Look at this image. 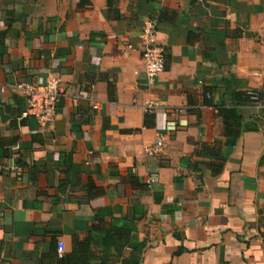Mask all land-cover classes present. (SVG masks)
Returning <instances> with one entry per match:
<instances>
[{"label":"crops","instance_id":"crops-1","mask_svg":"<svg viewBox=\"0 0 264 264\" xmlns=\"http://www.w3.org/2000/svg\"><path fill=\"white\" fill-rule=\"evenodd\" d=\"M50 78L41 129L14 86ZM226 85L264 93V0H0V264H264V105L213 175Z\"/></svg>","mask_w":264,"mask_h":264},{"label":"built area","instance_id":"built-area-1","mask_svg":"<svg viewBox=\"0 0 264 264\" xmlns=\"http://www.w3.org/2000/svg\"><path fill=\"white\" fill-rule=\"evenodd\" d=\"M140 52L146 80L149 84H152L165 70V51L157 41L154 21H146L143 25L140 35ZM14 89L26 98L27 110L23 116L36 118L41 129L52 123L63 93L58 78H50L44 85L21 83L14 86ZM79 95L83 99L88 98L86 92H81ZM252 99L257 100V94H252ZM157 107L156 103L147 101L143 105V110L147 114H153ZM180 113L181 110H174L172 116L177 117ZM167 129L174 131L176 124L174 122L169 123ZM165 139L164 135H158L154 146L146 149V154L148 156L157 154L163 147ZM152 182V180H148L147 184L150 185ZM57 249L59 253H62L64 250L63 244L58 243Z\"/></svg>","mask_w":264,"mask_h":264},{"label":"trees","instance_id":"trees-1","mask_svg":"<svg viewBox=\"0 0 264 264\" xmlns=\"http://www.w3.org/2000/svg\"><path fill=\"white\" fill-rule=\"evenodd\" d=\"M227 105H221L217 109V117L222 121V135L225 138L224 147L220 150L212 151V157L216 163L211 165L213 175H219L223 168L224 162L229 156L230 150L234 147L236 141L243 132L254 131L252 128L245 127L241 109L243 107H256L264 105V93L259 92H242L225 86ZM252 94H257L258 99L253 100Z\"/></svg>","mask_w":264,"mask_h":264}]
</instances>
